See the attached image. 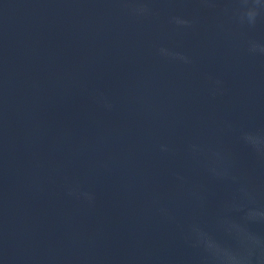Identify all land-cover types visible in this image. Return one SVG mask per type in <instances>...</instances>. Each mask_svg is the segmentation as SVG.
<instances>
[{
	"label": "water",
	"instance_id": "1",
	"mask_svg": "<svg viewBox=\"0 0 264 264\" xmlns=\"http://www.w3.org/2000/svg\"><path fill=\"white\" fill-rule=\"evenodd\" d=\"M150 3L158 14L137 20L119 0H0V264H180L193 255L152 200L186 223L199 213L173 173L206 185L213 207L227 193L194 171L186 147L235 149L225 121L264 128V57L246 51L247 40L264 42V21L241 27L223 11L236 0L212 10ZM172 15L196 22L178 32ZM159 46L193 64L160 58ZM207 76L223 94L210 95ZM162 143L175 155L161 154ZM66 182L95 193V206L67 197Z\"/></svg>",
	"mask_w": 264,
	"mask_h": 264
},
{
	"label": "clouds",
	"instance_id": "2",
	"mask_svg": "<svg viewBox=\"0 0 264 264\" xmlns=\"http://www.w3.org/2000/svg\"><path fill=\"white\" fill-rule=\"evenodd\" d=\"M122 11L137 19H149L158 13L150 0H119ZM204 9H216L217 0H198ZM237 7H224L225 14H231L241 27L254 29L264 21V0H236ZM195 20L184 15H172L168 23L175 31L193 28ZM246 51L251 56L264 57V42L255 39L246 41ZM156 55L170 62L192 65V58L166 46L156 48ZM210 95L223 94V82L211 76ZM94 101L106 111H112L114 104L103 93H96ZM224 129L233 137L236 148L210 146L199 141L191 142L186 153L194 165V171L203 170L211 183L227 186V193L213 207L214 194L204 184H192L180 172L173 173L183 196L189 199L199 215L182 223L172 210L153 197L156 213L168 224L175 225L186 248L193 255L184 258L180 264H264V232L253 226H264V175L250 170L241 159L238 149L245 150L253 160L264 168V128L246 129L224 122ZM164 155H175L166 143L158 145ZM65 195L94 207L95 193L83 189L79 184H64ZM201 217H210L202 219ZM122 264H131L123 261Z\"/></svg>",
	"mask_w": 264,
	"mask_h": 264
}]
</instances>
